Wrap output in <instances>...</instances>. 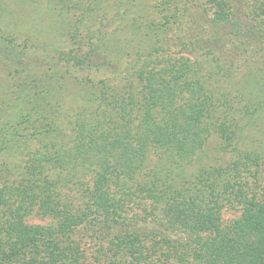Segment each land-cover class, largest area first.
<instances>
[{"label": "trees", "instance_id": "16d2710c", "mask_svg": "<svg viewBox=\"0 0 264 264\" xmlns=\"http://www.w3.org/2000/svg\"><path fill=\"white\" fill-rule=\"evenodd\" d=\"M0 74V264H264V0H0Z\"/></svg>", "mask_w": 264, "mask_h": 264}, {"label": "rangeland", "instance_id": "374dc122", "mask_svg": "<svg viewBox=\"0 0 264 264\" xmlns=\"http://www.w3.org/2000/svg\"><path fill=\"white\" fill-rule=\"evenodd\" d=\"M0 81H1V74H0ZM224 215H225L226 217H228V216H235L236 213H235V212H225Z\"/></svg>", "mask_w": 264, "mask_h": 264}]
</instances>
